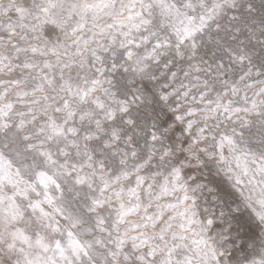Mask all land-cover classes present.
I'll list each match as a JSON object with an SVG mask.
<instances>
[{"label":"snow or ice","instance_id":"snow-or-ice-1","mask_svg":"<svg viewBox=\"0 0 264 264\" xmlns=\"http://www.w3.org/2000/svg\"><path fill=\"white\" fill-rule=\"evenodd\" d=\"M0 264H264V0H0Z\"/></svg>","mask_w":264,"mask_h":264}]
</instances>
